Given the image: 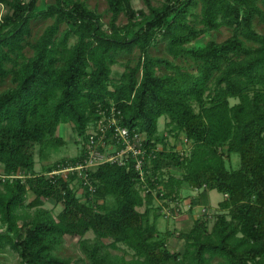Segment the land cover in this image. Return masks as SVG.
I'll list each match as a JSON object with an SVG mask.
<instances>
[{
    "label": "trees",
    "instance_id": "16d2710c",
    "mask_svg": "<svg viewBox=\"0 0 264 264\" xmlns=\"http://www.w3.org/2000/svg\"><path fill=\"white\" fill-rule=\"evenodd\" d=\"M38 1L0 0L9 7L0 16V81L11 82L0 93L5 176L0 177V250L14 249L21 264H74L56 255L55 248L64 235L92 231L95 245L80 240L91 264H213L216 258L217 264H264V34L253 28L255 18L264 22L263 0H164L159 6L143 0L148 12L135 10L131 0H105L108 28L83 0ZM120 14L127 18L123 25L117 24ZM36 18L52 22L29 42ZM221 25L232 29L229 37L193 44ZM157 35L173 58L191 57L196 70L151 56ZM26 45L32 49L29 56ZM134 48L140 52L135 66L127 65L113 79L111 66ZM160 65L169 72L157 74ZM110 104L121 110L122 125L145 132L146 147L155 154L145 173L146 188L131 164L104 163L90 172L95 190H84L81 201L73 175L65 179L46 173L59 164H74L83 149L42 173L34 171V144L59 141L56 129L68 122L86 138L97 108ZM160 117L173 135L183 132L190 140L187 153L166 148L158 131ZM157 142L163 143L161 151L155 149ZM231 153L239 155L237 168L226 165ZM170 167L179 168L180 176L169 174L164 180L161 172ZM184 184L203 187V193L215 190L223 198L211 228L207 219L194 218L191 228L178 234L182 251H170L166 235L158 232L159 214L150 213L151 189L162 186L156 194L162 190L174 199ZM28 191L34 197L26 203ZM44 199L62 204L56 217L43 208ZM26 205L35 207L32 216ZM119 243L132 251L129 259L111 260L107 250L102 252Z\"/></svg>",
    "mask_w": 264,
    "mask_h": 264
},
{
    "label": "rangeland",
    "instance_id": "374dc122",
    "mask_svg": "<svg viewBox=\"0 0 264 264\" xmlns=\"http://www.w3.org/2000/svg\"><path fill=\"white\" fill-rule=\"evenodd\" d=\"M53 0H43L45 3H50ZM89 8L100 13L101 20L103 21L104 27L108 28V22L110 20L111 14L108 10V6L105 0H83ZM164 0H150L151 4L154 6H159ZM40 3V0L38 1ZM132 6L135 10H144L148 12L147 5L143 0H131ZM43 4V5H44ZM259 5L264 10V0L259 1ZM199 11V8L195 10ZM9 12V7L5 4H0V16L4 13ZM139 18V15H136ZM52 20L50 18L41 19L36 18L31 21V33L27 38L29 42L35 41V39L40 35L46 25L50 24ZM127 22L125 15L120 14L117 18V24L123 25ZM196 25H199V22L195 21ZM64 27V26H62ZM253 28L256 32L264 34V22L260 21L258 18H255L253 21ZM232 34V29L221 25L219 28L207 31L203 33L200 37L197 38L193 44H203L208 40H214L216 42H221L225 38L229 37ZM70 42H74L72 38ZM246 45H253V42L246 41ZM24 53L26 56L32 54V49L29 45H26L24 48ZM149 54L154 57H160L170 60L175 64H179L186 70L195 71L197 68V63L189 56H179L173 58L166 50L165 41L162 40L160 35H157L153 43L149 47ZM140 56V52L137 48H134L130 53H123L117 58V62L111 66L112 68V78L118 79L120 74L126 69V66H135ZM169 72V70L160 65L156 67V73L162 74ZM11 86V82L8 78L0 81V93ZM237 101V98H231L230 102L234 103ZM197 109L196 106H194ZM166 121L165 117H160L158 120V131L163 134L165 137V146L166 148H173L174 151L178 152L180 155L187 153L190 148V140H188L183 132L173 135L172 132L168 131L164 126ZM55 135L58 136L59 141H55L53 138H49L43 144H34L31 148L32 154L34 157V171L36 173H42L45 168L53 163L59 162L66 158H71L80 153L82 149L83 139L76 133L72 123H61L58 125ZM163 143H155V149L161 151L163 149ZM240 163V158L237 153H231L226 158V165L229 168H237ZM181 170L179 168H167L163 169L161 174H163L164 180L168 177L169 174L175 176H180ZM24 172L21 171L20 174ZM160 173L158 175H161ZM3 165L0 163V177L3 178ZM5 177V176H4ZM162 186H158L161 189ZM157 188V189H158ZM157 189H151L152 192V211L151 216L154 211L159 214L156 225L160 235H166V245L170 251H182L184 242L178 237L179 232L187 231L193 225L194 218L207 219V228L210 229L216 215L219 210V201L223 198V195L215 190H211L208 193H203L204 188H198L195 186H189L184 184L180 189L179 193L172 199L169 196H163L162 190L159 194ZM79 190V189H78ZM142 192V190H141ZM77 195L80 196L81 201L84 200L83 192L77 191ZM34 197L31 191L27 193V200L30 201ZM197 200V204H191V200ZM107 202H113L111 197H107ZM43 208L51 211V214L56 217L57 214L62 210V204L55 201L54 199H44ZM25 203V204H26ZM192 205V206H191ZM191 207V208H190ZM139 211L144 209V206L137 207ZM24 210L32 216L35 211V207L25 206ZM222 212V211H221ZM226 212V211H225ZM28 215V216H29ZM26 219L25 217L18 221L19 224L22 223V220ZM4 227L1 226V230ZM167 232H172V234H167ZM85 239L89 246L95 245V235L92 231L86 232L83 236H72L64 235L54 250V253L60 257L68 258L74 264H91L90 259L87 257L86 253L80 245V240ZM110 240L108 238L103 239L104 244H108ZM109 255L111 260L115 259H129L132 255V251L126 247L123 243H119L117 248L107 246L106 249H102V252H105ZM219 259L216 258L213 260V264H217ZM0 264H21L20 256L17 251L5 246L0 250Z\"/></svg>",
    "mask_w": 264,
    "mask_h": 264
},
{
    "label": "built area",
    "instance_id": "2783aa9c",
    "mask_svg": "<svg viewBox=\"0 0 264 264\" xmlns=\"http://www.w3.org/2000/svg\"><path fill=\"white\" fill-rule=\"evenodd\" d=\"M122 113L114 104L99 106L96 118L89 122L82 144L81 159L74 164L58 165L47 172L50 177L60 175L65 179L73 175L74 183L79 190L94 192L95 185L91 171L104 163H115L133 167L137 178L145 185V173L151 166V158L155 156L152 149L146 147V135L138 127L121 124ZM147 190V189H145Z\"/></svg>",
    "mask_w": 264,
    "mask_h": 264
},
{
    "label": "crops",
    "instance_id": "0c3cea01",
    "mask_svg": "<svg viewBox=\"0 0 264 264\" xmlns=\"http://www.w3.org/2000/svg\"><path fill=\"white\" fill-rule=\"evenodd\" d=\"M210 192V191H209Z\"/></svg>",
    "mask_w": 264,
    "mask_h": 264
}]
</instances>
